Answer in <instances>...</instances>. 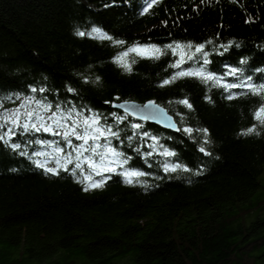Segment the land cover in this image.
<instances>
[{"label": "trees", "instance_id": "trees-1", "mask_svg": "<svg viewBox=\"0 0 264 264\" xmlns=\"http://www.w3.org/2000/svg\"><path fill=\"white\" fill-rule=\"evenodd\" d=\"M249 78L264 84V0H0V264H264V200L242 208L262 189L264 93L223 86ZM30 102L62 124H12ZM91 119L87 144L63 124Z\"/></svg>", "mask_w": 264, "mask_h": 264}, {"label": "rangeland", "instance_id": "rangeland-1", "mask_svg": "<svg viewBox=\"0 0 264 264\" xmlns=\"http://www.w3.org/2000/svg\"><path fill=\"white\" fill-rule=\"evenodd\" d=\"M10 120L12 124L15 126L17 125H22L25 127L27 125V128H34V129H44V130H53V128H56L57 125L62 124V118L53 113L50 112L47 108H43L41 106H37L32 104L31 102L28 104H24L21 107H19L17 110H15L11 116ZM85 121H82V124L85 125ZM89 128L96 131V124L97 121L94 119H91L90 121H87ZM66 128L68 129L69 132L73 133V128L75 130L78 127V122L73 121V122H65L63 123ZM89 128L87 129L89 132ZM78 133V131L76 130ZM84 133V132H83ZM82 133V134H83ZM90 133V136H92V133ZM95 133V132H94ZM91 139V138H90ZM83 141V140H82ZM113 158V155L111 156ZM103 161L106 162H101L98 163L99 167H102L104 169H109V168H114V164L112 163V160L110 158L103 159ZM262 179V189H260L248 202H246L244 205H242V208H248L250 207V204L257 203L259 201L264 200V174L261 177ZM20 254V252H17V256ZM28 264V263H27ZM35 264V263H33Z\"/></svg>", "mask_w": 264, "mask_h": 264}, {"label": "snow or ice", "instance_id": "snow-or-ice-1", "mask_svg": "<svg viewBox=\"0 0 264 264\" xmlns=\"http://www.w3.org/2000/svg\"><path fill=\"white\" fill-rule=\"evenodd\" d=\"M151 6H152V4L149 3L148 8H150ZM145 11H147V8L145 9ZM93 32H95L97 35L101 36L104 39H111V37H108L105 34L100 33L98 29H93ZM78 35L84 36L85 33L84 32H79ZM117 43H122V42H117ZM177 47H179V46H177ZM201 50H202L201 48H197V51H201ZM129 51H136V49H129ZM152 51L159 52L160 50L153 48ZM123 55L126 56L127 55V52L123 53ZM117 62L118 63H121V66L122 67H125L126 70H128V71L131 70V68H130L129 65H127L126 63H122V56L121 57H117ZM175 66L176 67H179L178 64L175 65ZM187 74H189V73L180 72L177 75L182 76V75H187ZM231 74L235 75V70H232V73ZM200 75H201V78L204 79V80H206V81L207 80H213L215 83H219V81L215 77H213L212 75H210V74L203 75L202 73H200ZM173 79H175V77H173ZM164 83L167 84V83H169V81H165ZM223 86L226 89H231V88H236V87L247 88L248 91H250L252 94H255V95H260V94L264 93V84H261L259 86H255V85L251 84L250 78L248 80H246L244 83H241V84H235L234 83V84L223 85ZM33 91H35V89H33ZM69 91H71V89H69ZM228 98L229 99H232L234 97L230 94ZM179 102L182 103V104H184L186 107L191 108V104H189L186 99L185 100H182V101H179ZM256 119L259 120L261 123H264V106H262L256 112ZM84 123H85V131H84V133L82 135L80 133H77L76 130H75V128H73V133L72 134L75 135V138L76 139H81V140H83L84 144H87L88 143V140L90 138L95 139V137L90 136V133L87 130L88 127H89L88 122L85 121ZM25 129H27V125H25ZM185 131L186 132H191L190 129H185ZM254 131H255V128H249L246 132H244L242 134L243 135H249V134H252ZM203 132H204V134L206 136L207 135V130L204 129ZM113 135H115V133H113ZM205 143H208V141L205 140ZM13 147L19 148V145H13ZM80 147L83 148V145H81ZM84 150L87 151L89 149H84ZM92 151H95V149H92ZM200 151L201 152H204L205 155H211V153L207 152L204 147H201L200 148ZM113 155L118 156L120 154L113 151ZM166 155H171V153H166ZM69 162H71V161H69ZM77 167H79V165H77ZM176 167H178V166H174L170 170L175 171L176 170ZM47 170L50 171V172H52L53 174H56V171L54 169H47ZM166 170H168L167 167H166ZM183 170L184 171H187L188 169L185 168ZM197 174H199V173H197ZM131 175L139 176V175H144V174L143 173H131ZM100 186H102V185H99V184H93V185H91V187H100ZM87 190H88V188L86 187L85 188V191H87Z\"/></svg>", "mask_w": 264, "mask_h": 264}, {"label": "water", "instance_id": "water-1", "mask_svg": "<svg viewBox=\"0 0 264 264\" xmlns=\"http://www.w3.org/2000/svg\"><path fill=\"white\" fill-rule=\"evenodd\" d=\"M111 108L121 111L135 120L157 125L174 133L180 132L174 117L153 101H148L145 104L133 101L114 102Z\"/></svg>", "mask_w": 264, "mask_h": 264}]
</instances>
